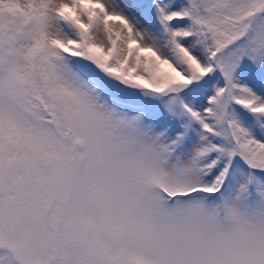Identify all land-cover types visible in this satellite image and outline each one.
<instances>
[{"label":"snow or ice","instance_id":"1","mask_svg":"<svg viewBox=\"0 0 264 264\" xmlns=\"http://www.w3.org/2000/svg\"><path fill=\"white\" fill-rule=\"evenodd\" d=\"M0 264H264V0H0Z\"/></svg>","mask_w":264,"mask_h":264}]
</instances>
